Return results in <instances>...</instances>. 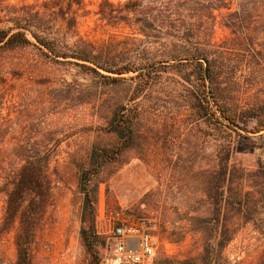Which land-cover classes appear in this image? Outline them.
<instances>
[{
  "label": "rangeland",
  "instance_id": "1",
  "mask_svg": "<svg viewBox=\"0 0 264 264\" xmlns=\"http://www.w3.org/2000/svg\"><path fill=\"white\" fill-rule=\"evenodd\" d=\"M46 1L0 4L36 10ZM81 1L74 8V32L56 23L57 38L80 39L104 50L124 42L121 30L105 26L96 15L101 0ZM229 38L218 21L215 41L230 43ZM258 44L250 71L239 73L240 81L228 87L240 106L264 102V37ZM231 58L239 60L236 55ZM127 59L124 55L117 60ZM189 88L172 73L142 92L130 80L106 87L74 65L50 62L35 49L0 56V183L18 163L19 147L42 150L49 159L52 195L31 247L32 264L89 261L79 236L81 197L74 163L83 160L115 104L141 108L139 141L106 169L98 187L94 229L103 241L97 247L98 258L109 248L103 219L127 216L143 222L156 236L159 264H264V131L222 135L231 141V186L244 211H224L215 233L203 221L210 218L206 181L218 142L210 122L188 107ZM4 206L0 195V222ZM13 237L14 230L0 239V264L15 261Z\"/></svg>",
  "mask_w": 264,
  "mask_h": 264
},
{
  "label": "trees",
  "instance_id": "2",
  "mask_svg": "<svg viewBox=\"0 0 264 264\" xmlns=\"http://www.w3.org/2000/svg\"><path fill=\"white\" fill-rule=\"evenodd\" d=\"M81 3L48 0L36 10L0 4V56L35 49L52 63L76 66L103 86L115 87L130 80L140 92L168 73L187 82L188 107L199 119L210 122L218 142L206 181L210 218L203 221L216 233L224 211H244L231 186L233 148L226 137L239 131H264V102L240 106L231 98L232 89L228 90L240 81L239 73L250 71L251 59L259 53L258 40L264 37V0H101L96 12L99 20L121 30L125 38L112 50L55 36L56 23L67 33L74 32V8ZM218 21L228 31L230 43L215 41ZM124 55L127 61L117 60ZM235 55L239 60H232ZM129 74L134 76L124 78ZM140 118L138 104H115L83 160L74 163L81 197L79 236L89 256L87 264L102 261L97 247L103 241L94 229L98 187L106 169L138 144ZM227 131L230 133L223 137ZM15 157L18 163L0 183V195L5 197L0 239L14 230L13 264H32L31 247L52 195L49 159L42 150L30 147H19Z\"/></svg>",
  "mask_w": 264,
  "mask_h": 264
},
{
  "label": "built area",
  "instance_id": "3",
  "mask_svg": "<svg viewBox=\"0 0 264 264\" xmlns=\"http://www.w3.org/2000/svg\"><path fill=\"white\" fill-rule=\"evenodd\" d=\"M103 220L109 248L100 264H159L158 240L143 222L127 216Z\"/></svg>",
  "mask_w": 264,
  "mask_h": 264
}]
</instances>
